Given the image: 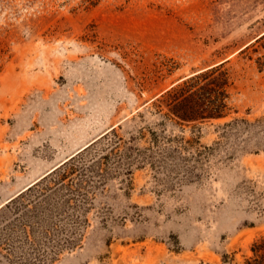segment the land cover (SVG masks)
Masks as SVG:
<instances>
[{
  "label": "rangeland",
  "instance_id": "rangeland-1",
  "mask_svg": "<svg viewBox=\"0 0 264 264\" xmlns=\"http://www.w3.org/2000/svg\"><path fill=\"white\" fill-rule=\"evenodd\" d=\"M263 34L264 6L249 0H0V208L105 140L88 158L106 156L104 176L50 239L38 236L50 255L63 228H77L79 244L49 264H247L264 235V39L239 52ZM166 58L178 70L142 92L135 79ZM229 58L237 113L186 126L187 138L201 134L193 145L139 137L154 119L133 118L147 99ZM235 118L258 124L223 139ZM120 124L118 138L103 137ZM165 146L178 152L160 162ZM14 247L16 264H29L32 248Z\"/></svg>",
  "mask_w": 264,
  "mask_h": 264
},
{
  "label": "trees",
  "instance_id": "trees-1",
  "mask_svg": "<svg viewBox=\"0 0 264 264\" xmlns=\"http://www.w3.org/2000/svg\"><path fill=\"white\" fill-rule=\"evenodd\" d=\"M249 1L264 6V0ZM263 39L264 34L247 45L239 54L247 52ZM230 61L231 58L225 59L178 78L169 87L161 89L147 99L145 109L138 110L133 118L134 120L139 118L143 122L146 114H150L154 119L151 123L140 127L139 137L153 140L154 144L158 143V140H188L189 145H193L191 140H201V134L195 132L192 137L187 138L183 134L186 126L223 120L237 113L232 100L235 79L230 68L227 67ZM179 65L174 58L159 60L146 74L135 79L136 86L143 92L153 85H158L171 77L178 70ZM257 124L246 118H235L221 126L223 128L221 137L230 139L232 136L251 132ZM122 126L120 124L114 127L103 137L118 138V128ZM177 130L182 134L176 133ZM104 141L96 140L74 154L0 208V239L11 247L10 253L4 254L8 264H16L12 255L16 251L14 246L17 242L24 249L27 245L32 248L31 253L23 252L22 261H30L29 264L52 263L64 248L72 249L79 244L77 228H73L75 225L70 228L66 225L67 227L63 228L67 234L63 240L57 242V248H54L53 254L50 255L41 252L38 236L42 232L40 238L50 239V235L55 231L53 221L57 217L74 216L72 211L78 208L74 200L78 197L85 199L87 196L85 192H81V189L90 180L92 182V178L104 176L103 161L106 156L92 158V162L88 159L95 147ZM110 141L113 147L111 153L119 150L118 140ZM188 147L191 146L184 148L187 150ZM206 148L212 149L211 146ZM177 152V149L165 146L162 148V160L159 161L163 162L169 157L175 158ZM197 153L194 151L193 156ZM146 158L147 160L144 161L153 163V156ZM187 171L191 172V169ZM81 217L82 215L79 216ZM251 249L253 256L247 260V264H264V235L254 241Z\"/></svg>",
  "mask_w": 264,
  "mask_h": 264
},
{
  "label": "bare ground",
  "instance_id": "bare-ground-1",
  "mask_svg": "<svg viewBox=\"0 0 264 264\" xmlns=\"http://www.w3.org/2000/svg\"><path fill=\"white\" fill-rule=\"evenodd\" d=\"M53 170V169H52Z\"/></svg>",
  "mask_w": 264,
  "mask_h": 264
}]
</instances>
